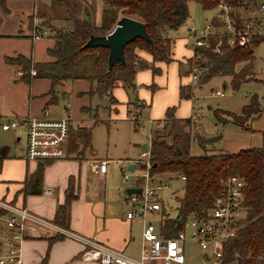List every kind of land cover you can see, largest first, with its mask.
Listing matches in <instances>:
<instances>
[{
    "label": "crops",
    "instance_id": "obj_1",
    "mask_svg": "<svg viewBox=\"0 0 264 264\" xmlns=\"http://www.w3.org/2000/svg\"><path fill=\"white\" fill-rule=\"evenodd\" d=\"M93 2L94 9L91 16L94 23L99 25L102 2L101 0ZM46 11L48 9L39 11V0H6L4 7L0 8V118L5 119L15 115H38L45 106L51 109L60 103L59 110L52 112L51 115H66L71 128L85 126L91 129L90 126L97 123L90 102L91 96L97 95L90 92L94 83L82 78L63 81L54 87L55 96L51 100L50 79L31 74L29 70L32 68L28 67V80H25L22 78V65L13 60L18 55L28 59L30 64L53 59L47 52L53 44L52 35L32 38L30 33L31 14L36 12L41 18H45ZM245 12V16L241 11L239 13H242L244 17L258 16L253 8ZM62 19L65 21L64 18ZM178 28L167 32L171 38V60L168 62L152 60L149 52L136 47L137 55L152 64L156 70L152 71L149 66L136 67L134 83L130 87L116 81L110 89L111 97L105 95L109 113L115 112L119 107L129 114L128 105L130 103H136L139 106L140 115L145 118V121L164 118L167 107L171 106L174 108V116L179 119L188 118L197 112H193V101L190 96L180 94V87L184 94L190 93L187 88L189 79L186 72L192 48L186 33L182 37H176L177 34L173 36L178 32ZM257 42L255 48L260 43V41ZM70 98L71 102L73 101L71 109L68 107ZM15 139L20 140V136H15ZM24 143L17 148L16 154L5 153L0 157V199L26 207L32 213L54 222L56 207L64 202L70 180L71 193L74 197L69 204L68 224L66 228L55 224L75 233L80 239L59 233L61 237L49 244L48 238L55 232L28 223L22 245V264H43L44 257L46 264H98L97 261L79 258L80 252L85 247L82 239L103 244L132 257H138L142 224L138 220H128L125 217L128 207L125 202V193L126 188L131 186L106 185L110 167L103 175L94 172L100 160H108L109 165V158H98L94 154L92 157L85 158L68 155L50 161H28L19 156ZM220 149L236 150L224 147ZM89 158L95 161L91 163L88 161ZM4 159H7L6 166L2 169ZM39 165L42 166V170L37 178L34 175ZM130 166L131 163L127 166V170ZM157 177L168 179L170 175L164 173ZM35 178H37L36 185H32ZM168 180L170 189L165 190L168 194L167 198L161 195V212L174 215L176 214V198L182 194L180 186L183 181L177 178ZM45 186L50 189L49 192L43 191ZM201 257L202 260L205 257L202 250ZM201 264H203L202 261Z\"/></svg>",
    "mask_w": 264,
    "mask_h": 264
},
{
    "label": "trees",
    "instance_id": "obj_2",
    "mask_svg": "<svg viewBox=\"0 0 264 264\" xmlns=\"http://www.w3.org/2000/svg\"><path fill=\"white\" fill-rule=\"evenodd\" d=\"M6 0H0V8H3ZM85 5L82 15L75 14L76 10L66 11L65 20L69 21L70 28H51L53 44L47 49L52 60L44 62H32L18 55L13 60L20 63L23 68L22 78L28 80L29 68L35 70L36 76L48 77L51 82V100L55 96L54 87L66 80L82 78L94 83L91 93L99 96L111 97L110 89L116 81L123 85L133 86V77L136 67H151L152 64L144 60L135 59L134 47H139L150 53L152 60H171V38L167 32L177 29L188 18L189 0H101V21L96 25L92 18L94 0H80ZM203 9H210L219 0H194ZM232 6L233 15L238 16V9L243 0H224ZM249 3L256 0H247ZM252 4V3H251ZM76 9L78 2L73 1ZM86 13L88 14L87 16ZM123 15L135 18L145 24L150 41L136 37L123 47L125 63L116 61L110 69H107L108 48L104 46L84 47V42L91 34H104ZM256 45L259 41L254 39ZM221 51L216 52L211 48H200L204 66L199 82L216 75H230V85L233 89L239 87L242 81L252 76L253 49L249 46L222 44ZM241 64L240 67H237ZM29 67V68H28ZM31 70V69H30ZM29 70V71H30ZM181 96L184 94L180 87ZM50 100V101H51ZM174 108L167 107L164 121V130H151L149 158L152 175L180 172L185 175L182 186V194L176 198V214L169 215L161 212L162 221L160 231L164 236H171L182 228L190 214H202L209 208L218 192L221 179L229 174H238L245 182L244 185V218L237 235L225 244L227 259L238 251L240 262H253L264 248V130L261 131V144L239 148L235 151L207 152L205 139L198 136V146L201 153H190L191 137L184 131L181 124H188L191 117L179 119L173 114ZM261 112L260 102L256 94H252L247 104L243 105L239 113L223 109H214L215 118L221 123L231 121L241 128L250 129L246 125L248 120L257 117ZM129 113V110H128ZM224 115H227L228 118ZM135 127L137 122L134 120ZM166 136L171 143H167ZM214 143L218 141L220 134L213 135ZM91 131L85 126L71 128L69 126L66 140L67 156L82 158L84 150H92ZM3 155L0 154V157ZM42 166L36 168L34 177L39 178ZM37 178L32 182L36 185ZM72 184L69 180L66 189V197L63 203L58 204L54 213V223L65 227L69 220V204L74 197L71 193ZM36 190V189H35ZM34 190V191H35ZM66 228V227H65ZM61 235L55 233L48 238V243L59 239ZM43 264H46L45 257Z\"/></svg>",
    "mask_w": 264,
    "mask_h": 264
},
{
    "label": "built area",
    "instance_id": "obj_3",
    "mask_svg": "<svg viewBox=\"0 0 264 264\" xmlns=\"http://www.w3.org/2000/svg\"><path fill=\"white\" fill-rule=\"evenodd\" d=\"M242 8L264 11V2L257 6L247 0L241 2ZM215 10L201 26L191 25L187 28V38L192 48V55L187 67L189 84H195L204 66L198 62L203 58L200 48H211L221 51V45H239L255 48L254 39L264 42V18L259 16L243 17L233 15L232 6L219 0L213 7ZM48 26L41 23V17L31 14L30 33L32 38H41L51 34ZM35 74V70H30ZM213 94V93H212ZM192 95V94H191ZM192 98H195L192 96ZM129 114L137 127L142 124L140 112L132 104L128 106ZM197 115H200L198 112ZM195 113L190 117L195 119ZM162 119L148 120L151 125ZM69 119L66 115L53 116L45 106L38 115H15L9 118H0V131L13 130L22 127L25 130V143L20 150V157L25 160L50 161L64 158L66 154V140L69 130ZM147 149L142 150L140 156L146 157L143 164L144 173L135 180L131 187L139 188L140 192L125 193L127 209L125 217L128 220H138L142 224L141 245L138 257H132L122 251L110 248L103 244L82 239L85 247L79 254L81 260L97 261L98 264H182L185 260L183 242L193 240L204 253L202 263L209 264H264V248L253 262H240V254L233 251L227 259L225 244L237 235L244 218V180L238 174H229L221 179L217 195L212 205L202 214L193 213L187 217L185 224L176 234L164 236L160 231L161 196L160 191L170 189L169 178L185 179L180 172L170 174L168 179L152 175L149 171V143ZM108 171V160H100L94 172L103 175ZM127 180L128 175H124ZM44 192L50 189L45 186ZM155 216L157 226L149 219ZM28 223L39 225L68 236L78 237L75 233L57 226L54 222L32 213L26 207L11 204L0 199V264H22V245L26 235ZM80 239V238H79Z\"/></svg>",
    "mask_w": 264,
    "mask_h": 264
},
{
    "label": "rangeland",
    "instance_id": "obj_4",
    "mask_svg": "<svg viewBox=\"0 0 264 264\" xmlns=\"http://www.w3.org/2000/svg\"><path fill=\"white\" fill-rule=\"evenodd\" d=\"M73 1L78 2L76 9L72 6ZM87 1L90 2L91 0ZM81 2L80 0H39V11L48 9L45 18H41V23L48 26L50 30L51 28H70L71 24L69 21H64L62 19L66 17L65 10H76L75 14L81 16L83 10L87 9ZM261 2H264V0H256V3L254 1L251 3L257 6ZM247 9L246 7L239 8L238 12L241 11L245 16V10ZM188 11L189 15L187 20L178 28V32L174 33L173 36L177 34L176 37H182L185 33L187 36L186 29L191 25L201 26L204 21L212 15L214 9H203L196 1L189 0ZM242 13H240V15ZM256 14L264 18V11H256ZM135 49L136 47L133 48L135 59L143 60L137 55ZM251 63L253 69L252 76L242 81L236 89H233L230 85V75L221 74L213 75L200 83L199 79L201 73L195 84L187 85V88L190 90V98L195 95V98H192L193 112L197 111L200 114L197 115V113H195V119L192 118L188 124H183V122L180 123L184 131L188 132L191 137L190 153L198 154L202 151L198 146V136L205 139V148L209 153L223 150L220 149L221 147L226 149L235 148L237 150L240 147L243 148V146L249 147L261 144V131L264 130V42H260L254 49ZM240 66L241 64L237 65V67ZM223 84L225 85L224 87ZM252 94L257 95L261 112L257 117L248 120L246 123L250 129L241 128L231 121L221 123L215 118L213 110L217 108L239 113L243 105L248 103ZM90 102L94 109V117H96L97 123L90 126L92 150H84L82 158L92 157L94 154L95 157L98 158H109L108 170L110 167V171L106 178V185L117 184L121 187L131 186L135 180L144 173L143 168H141L143 164L140 163V161H145L146 157L140 156L142 152L141 144L149 143L151 125L148 121H145V118L142 116L141 126L135 127L133 116L131 114H126L119 107L115 112L109 113V109L106 107L107 102L105 95L91 96ZM130 104L139 112V106L136 103ZM68 107L69 109H71V107L73 108V101L71 102V98ZM59 108L60 103L49 109L50 114L58 111ZM224 116L228 118L227 115ZM163 125L164 121L159 126L158 121H155L152 124V129L162 131L165 129H162ZM217 134H220L221 138L217 143H213L211 139L215 137L212 136ZM17 135L20 136V140L15 139ZM166 140L167 143H171L170 137L166 136ZM24 141L25 130L22 127L8 131H0V147H4L5 152L9 155L16 154L17 148L23 145ZM217 146L220 148H216ZM6 160L7 159L2 160V169L6 166ZM88 161L93 163L95 160L89 158ZM130 163L135 167L132 171L127 170V166ZM125 174L128 175L127 180L124 178ZM166 174L170 175V173ZM182 186L183 183L180 187ZM165 190L169 189L161 190L160 196L163 195L167 198L168 194L165 193ZM169 201L172 202V200ZM170 211L172 212V209ZM149 219L157 226L155 216H150ZM183 250L185 257L184 264H201V249L198 248L193 240H185L183 242ZM203 264H209V262L207 261Z\"/></svg>",
    "mask_w": 264,
    "mask_h": 264
},
{
    "label": "water",
    "instance_id": "obj_5",
    "mask_svg": "<svg viewBox=\"0 0 264 264\" xmlns=\"http://www.w3.org/2000/svg\"><path fill=\"white\" fill-rule=\"evenodd\" d=\"M85 16H87V14ZM136 37L143 38L147 41L151 40L145 28V24L142 21L123 15L119 17L116 23L104 34L89 35L83 46L107 47V69H110L116 61H119L121 64L125 63L123 47L126 43L132 41ZM141 148L142 150H146L147 145L143 143ZM5 153V148L0 147V154L4 155ZM128 169L132 171L134 169L133 164H131ZM132 191L140 192V189L134 187L126 188V192L129 193Z\"/></svg>",
    "mask_w": 264,
    "mask_h": 264
}]
</instances>
